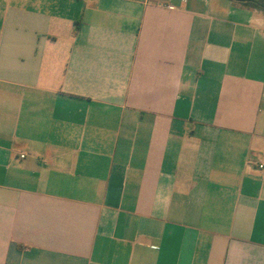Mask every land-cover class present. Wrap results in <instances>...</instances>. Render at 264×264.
<instances>
[{
    "label": "crops",
    "instance_id": "obj_1",
    "mask_svg": "<svg viewBox=\"0 0 264 264\" xmlns=\"http://www.w3.org/2000/svg\"><path fill=\"white\" fill-rule=\"evenodd\" d=\"M263 155L260 10L0 0V264H264Z\"/></svg>",
    "mask_w": 264,
    "mask_h": 264
},
{
    "label": "trees",
    "instance_id": "obj_2",
    "mask_svg": "<svg viewBox=\"0 0 264 264\" xmlns=\"http://www.w3.org/2000/svg\"><path fill=\"white\" fill-rule=\"evenodd\" d=\"M237 4L260 10L264 13V0H231Z\"/></svg>",
    "mask_w": 264,
    "mask_h": 264
},
{
    "label": "built area",
    "instance_id": "obj_3",
    "mask_svg": "<svg viewBox=\"0 0 264 264\" xmlns=\"http://www.w3.org/2000/svg\"><path fill=\"white\" fill-rule=\"evenodd\" d=\"M167 8H171V6L167 5ZM21 157H24V155H21ZM256 165L259 170H264V155L257 160Z\"/></svg>",
    "mask_w": 264,
    "mask_h": 264
}]
</instances>
